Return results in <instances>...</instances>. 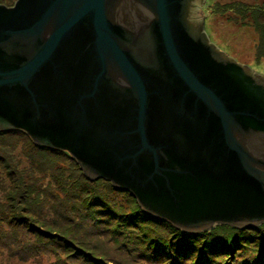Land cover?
Wrapping results in <instances>:
<instances>
[{
	"label": "water",
	"instance_id": "water-1",
	"mask_svg": "<svg viewBox=\"0 0 264 264\" xmlns=\"http://www.w3.org/2000/svg\"><path fill=\"white\" fill-rule=\"evenodd\" d=\"M0 3V131L187 235L264 223V68L214 42V0Z\"/></svg>",
	"mask_w": 264,
	"mask_h": 264
},
{
	"label": "rangeland",
	"instance_id": "rangeland-1",
	"mask_svg": "<svg viewBox=\"0 0 264 264\" xmlns=\"http://www.w3.org/2000/svg\"><path fill=\"white\" fill-rule=\"evenodd\" d=\"M252 33H255V38ZM247 34L251 37H247ZM214 42H220V48L231 50L232 57L263 69L264 0H214ZM261 46L262 54L258 50ZM23 142V139L17 135L0 136V155L9 151L18 157L16 159H21L19 157L24 152ZM47 153L55 161H61L56 155L62 153L60 150L50 149ZM48 160L50 161V158ZM24 167L31 171V174L35 173L40 183L46 184L50 180L57 185L62 182L60 174L56 172L45 171L43 167L36 169L29 164ZM60 167L66 174V186L70 185V187L50 188L49 200L41 196L44 200L42 214L46 223L61 226L69 231L75 240L66 239L70 244L67 248L48 243L38 249L35 237L26 232V229L15 230L5 220H0V237H6L0 240V264H79L77 261L85 256L94 258L101 264H170L167 261L171 260V256L177 259V254L172 250H169L170 255L167 258L158 261L147 259V252L142 250L150 253L149 240H156L159 246H167L171 237L177 242L186 244L181 247L185 248L186 254L191 253L182 260L186 264L191 258L195 259L194 264L261 263L253 259L259 255V248L254 241H249L248 244L245 241L240 242L239 247L232 248L230 249L232 252L225 254L227 260L218 261V258H223L222 253L194 249L201 244L206 246L205 240H200L202 243L199 244L180 239L179 233L166 227L163 222L149 221L145 224L139 217L141 209L129 193L115 191L103 181L86 180L81 176L80 166L67 158L60 163ZM6 174L5 166L0 161L2 186L7 184ZM57 176L60 179L59 183L54 180ZM95 198L101 203H95ZM120 214H127V218ZM261 225L258 230L232 228L237 238H243L247 234L256 238L261 231L264 232V223ZM227 227L231 226L217 225L207 231L208 234L201 232L199 236L209 235V238H215V242L227 243L230 247L234 237L226 232ZM113 228L117 233H113ZM197 237L198 235L190 238Z\"/></svg>",
	"mask_w": 264,
	"mask_h": 264
},
{
	"label": "trees",
	"instance_id": "trees-1",
	"mask_svg": "<svg viewBox=\"0 0 264 264\" xmlns=\"http://www.w3.org/2000/svg\"><path fill=\"white\" fill-rule=\"evenodd\" d=\"M1 5H4L0 3ZM5 6V5H4ZM261 47H258L259 52L262 54ZM262 57L264 55L262 54ZM15 132V133H14ZM20 132V133H19ZM5 134V135H3ZM18 136L23 139L24 144V152L22 154L21 159L17 156H14L13 153L9 151H5L0 155V161L5 166L6 171V186H2L0 184V220L6 221V223L14 228L15 230H20L21 228L26 229V232H29L32 234L36 242L38 244V249L45 244H51V245H57L60 247L67 248L70 244L66 239L69 240H75L72 235L67 231L66 229L62 228L61 226L57 225H50L45 222L43 218V207H44V200L41 199V196L45 198V200H49V189L50 188H69L70 185L66 186V179H65V173L62 172L60 163L64 161L65 158L72 160L74 164L79 166L74 159H72L67 153L61 151L62 153L56 154L58 158L61 159V161H55L49 153H47V150H50L46 147H39L32 139L25 134L23 131L19 130H8V131H0V136H6V137H13ZM19 147V146H18ZM40 149V150H39ZM50 158V161L48 160ZM29 164L31 167L40 169L41 167L44 168L45 171H53L58 174H60L61 183H59L60 179L57 176L54 180L57 181V185H55L54 182H51L50 180L48 183H40V180H38L37 176L34 174H31V171H28L24 165ZM34 170V169H31ZM81 176L85 177L86 180L90 182H98L103 181L105 183H108L110 187L114 188L112 186L111 182L105 181L104 179H95L90 180L86 175L83 173L82 169L80 168ZM54 184V185H52ZM45 185H47L45 187ZM47 190V191H46ZM115 191L118 192H125L129 193L128 191H121L114 188ZM29 191V192H28ZM47 192V194H46ZM130 194V193H129ZM35 195L36 197H33ZM130 196L134 198L131 194ZM95 203H101L98 198H95ZM135 199V198H134ZM136 200V199H135ZM137 202V201H136ZM139 207V205H138ZM140 209V207H139ZM113 215V213H112ZM111 215V216H112ZM116 215H114L115 217ZM120 216H125L127 218V214H120ZM140 219L146 224V222L149 221H155V222H163L166 227L172 229L174 232L177 231L179 233V238L189 241H194L199 244L200 240L206 241V246H203L202 244L200 247L194 248L195 250H201V251H210V252H216V253H222L223 255L218 258V261H225L227 260L226 253L232 252V248H236L240 246V242L245 241L247 244L251 241H254L257 243L258 246V256H255L253 259L255 262H258L260 264H264V232H260L256 238L251 236L250 234H247L243 238H237L234 236L233 228L227 227V233L234 237L232 240L230 247L227 246V243L223 242H215V238H209V235L206 236H199L197 238H190V237H196L197 235H187L185 233H182L181 231L177 230L173 225L168 223L167 221L160 220L154 217H151L150 215H147L142 210H140L139 213ZM119 224L117 225V227ZM262 225L259 227L253 229L258 230L261 228ZM236 229V228H235ZM225 230V229H224ZM237 230V229H236ZM240 230V229H238ZM242 230V229H241ZM113 233H117V230L113 228ZM206 233V232H205ZM208 234V233H206ZM6 237H0L1 239H5ZM250 241V242H249ZM156 240H149L148 242V250H142V252H147L148 255H146L147 259L151 260H164L170 255L169 250H172L174 254H177V259H175L173 256H171V260H168L167 262H170V264H186L182 262L186 257L190 256V254H186L185 248H182L181 245L186 246V244H182L180 242H177L172 239V237L169 240V243L167 246H159L156 244ZM211 242V243H210ZM37 249V250H38ZM156 251V252H155ZM190 252V251H188ZM163 253V254H162ZM215 255V254H214ZM213 256V255H211ZM205 258V257H204ZM220 259V260H219ZM79 264H101L100 262L95 261L94 258L87 257L79 259L77 261ZM195 259L191 258L188 260V264H194ZM197 264V263H196ZM200 264V263H199ZM241 264H251L250 262H243Z\"/></svg>",
	"mask_w": 264,
	"mask_h": 264
},
{
	"label": "bare ground",
	"instance_id": "bare-ground-1",
	"mask_svg": "<svg viewBox=\"0 0 264 264\" xmlns=\"http://www.w3.org/2000/svg\"><path fill=\"white\" fill-rule=\"evenodd\" d=\"M252 36H253V38H255L256 37V35H255V33H252ZM247 37H251V35L249 34H247Z\"/></svg>",
	"mask_w": 264,
	"mask_h": 264
}]
</instances>
